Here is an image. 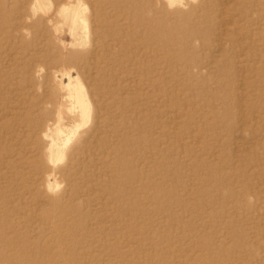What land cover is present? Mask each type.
Instances as JSON below:
<instances>
[{
	"label": "rangeland",
	"instance_id": "rangeland-1",
	"mask_svg": "<svg viewBox=\"0 0 264 264\" xmlns=\"http://www.w3.org/2000/svg\"><path fill=\"white\" fill-rule=\"evenodd\" d=\"M40 1L0 0V264H264V0Z\"/></svg>",
	"mask_w": 264,
	"mask_h": 264
},
{
	"label": "bare ground",
	"instance_id": "bare-ground-1",
	"mask_svg": "<svg viewBox=\"0 0 264 264\" xmlns=\"http://www.w3.org/2000/svg\"><path fill=\"white\" fill-rule=\"evenodd\" d=\"M35 5L36 6H38V7H40L41 8V1L40 0H35ZM33 8H35L34 6H33ZM75 9H76V7H75ZM41 10V9H40ZM44 12V11H43ZM136 12V11H135ZM74 14V13H73ZM75 17V16H74ZM168 30V29H167Z\"/></svg>",
	"mask_w": 264,
	"mask_h": 264
}]
</instances>
